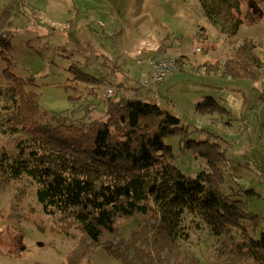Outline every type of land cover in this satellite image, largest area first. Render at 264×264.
Returning a JSON list of instances; mask_svg holds the SVG:
<instances>
[{"label": "rangeland", "instance_id": "374dc122", "mask_svg": "<svg viewBox=\"0 0 264 264\" xmlns=\"http://www.w3.org/2000/svg\"><path fill=\"white\" fill-rule=\"evenodd\" d=\"M23 1L17 0L18 15L9 26L8 68L21 78L34 80L42 110L62 112L78 121L87 115L82 108L93 101L85 121L100 120L104 114L101 100L108 98L106 88L112 87L118 97L151 90L148 100L179 117L189 128V138L213 140V133L229 142L221 189L237 194L246 209L257 215L259 226H264V109L260 98L264 70L231 79L218 67L208 73L177 68L161 84L141 86L150 56L185 55L192 64L220 62L244 41L253 40V52L264 62V0H240L243 23L231 39L221 37L198 0ZM7 2L0 0V10ZM71 65L106 76L108 84L73 79ZM7 66L0 55V87L5 85ZM205 95L213 97L219 108L201 114L195 104ZM2 104L0 100V108ZM22 138V134L0 132V155L15 156ZM164 142L170 146L173 165L186 176L194 177L206 168L205 157L184 148L180 135ZM149 223L140 215L118 217L114 234L91 244L70 217L43 211L35 184L27 176L15 178L0 172V264H120L119 257L104 247L127 244L133 231L151 232ZM204 228L197 237L190 234V243L183 240L203 264L210 249L205 243L212 241Z\"/></svg>", "mask_w": 264, "mask_h": 264}, {"label": "trees", "instance_id": "16d2710c", "mask_svg": "<svg viewBox=\"0 0 264 264\" xmlns=\"http://www.w3.org/2000/svg\"><path fill=\"white\" fill-rule=\"evenodd\" d=\"M198 1L223 38L237 34L243 22L240 0ZM17 3L8 0L0 10V55L8 64L3 72L5 85L0 87V132L23 138L15 156L0 155V172L27 176L35 184L43 211L67 215L94 245L104 235L114 234L116 218L145 217L151 232L133 231L127 244L104 247L119 257L120 264H203L188 244L190 234L197 237L203 226L212 239L205 243L210 245L205 264H264V226H259L257 215L246 209L237 194L221 189L229 143L213 133V140L189 138L188 126L150 102L139 88V96L118 97L115 92L114 98L102 99L100 120L85 121L93 101L82 108L87 115L78 121L62 112L42 110L34 80L8 68L9 26L18 15ZM253 43L244 41L226 59L202 67L207 73L221 68L231 79L256 75L262 62L253 52ZM175 59L177 68L184 70L181 58ZM69 70L75 80L108 84L106 76L88 74L81 65H71ZM217 108L211 96L195 104L201 114ZM173 135H180L184 148L205 157L206 168L194 177L173 165L170 146L164 142Z\"/></svg>", "mask_w": 264, "mask_h": 264}, {"label": "built area", "instance_id": "2783aa9c", "mask_svg": "<svg viewBox=\"0 0 264 264\" xmlns=\"http://www.w3.org/2000/svg\"><path fill=\"white\" fill-rule=\"evenodd\" d=\"M147 60L150 68L141 83V86L145 88L161 84L177 69V61L175 57L170 55L150 56ZM114 93L112 87H108L105 90L106 97H111ZM261 108L264 109V96L261 99Z\"/></svg>", "mask_w": 264, "mask_h": 264}, {"label": "crops", "instance_id": "0c3cea01", "mask_svg": "<svg viewBox=\"0 0 264 264\" xmlns=\"http://www.w3.org/2000/svg\"><path fill=\"white\" fill-rule=\"evenodd\" d=\"M242 17H243V10H242ZM243 23V22H242ZM241 26V25H240ZM201 35H202V37H203V39H206L207 41V44L206 45H209V43H208V37L205 35L204 36V33H201ZM222 37V36H221ZM224 39V38H223ZM250 40V39H249ZM252 42H253V40H251ZM165 47H166V49H167V46L165 45ZM165 48H163V51L164 50H166ZM196 49H198V48H196ZM167 51V50H166ZM176 57H180V56H182V58H181V60H182V65H181V67H182V69H184V70H186L187 68H190V67H197V66H200L199 67V69L198 70H196V71H204L205 70V67H202L204 64L205 65H209L210 64V62L208 63V62H206V63H196V64H192V63H190L189 62V60H187V57L185 56V55H175ZM259 56V55H258ZM260 57V56H259ZM227 58V57H226ZM260 59H261V62L262 63H264L263 62V59L260 57ZM149 66V65H148ZM149 68L150 67H148V71H149ZM183 70V71H184ZM260 70H264V66H262L261 65V67L258 69V72H260ZM145 74H147V73H145ZM257 74V73H256ZM146 76V75H145ZM229 78V77H228ZM109 84H111V83H109ZM150 92H151V90L148 92V91H146V92H144L143 91V93H147V96H150ZM207 95H205V96H203V98H202V100L206 97ZM261 98V97H260ZM262 99V98H261ZM202 100H200V101H202ZM200 101H197V102H200ZM229 143V142H228Z\"/></svg>", "mask_w": 264, "mask_h": 264}]
</instances>
